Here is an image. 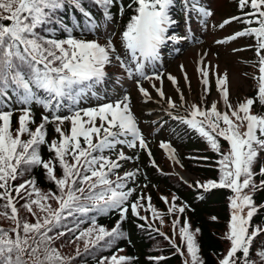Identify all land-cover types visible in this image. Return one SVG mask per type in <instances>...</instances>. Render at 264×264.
<instances>
[{
	"label": "snow or ice",
	"instance_id": "6c2138e0",
	"mask_svg": "<svg viewBox=\"0 0 264 264\" xmlns=\"http://www.w3.org/2000/svg\"><path fill=\"white\" fill-rule=\"evenodd\" d=\"M69 2L88 15L81 0H69ZM96 2L107 6L112 3V0H96ZM133 2L137 5L136 12L138 14L132 18L122 34L126 41V47L132 50L134 59L137 50L145 58H155L159 45L166 38V26L172 23L169 8L173 0H133ZM249 3L254 12L247 15H255L259 27L251 28L245 32H237L229 39L254 33L258 39L257 51H264V0H239L241 8ZM64 4L65 0H0V86H2L0 96L7 98L0 100V189H5L0 192V197L8 200L5 207H10L11 212L16 214L17 208L12 204V196L7 191L8 182L17 179L18 170L22 172L37 165L46 169L62 193L60 196L55 194H52L51 197L40 196L24 205L30 212L32 204L39 205L41 210L48 214L42 222L38 219L36 223H21L16 219V215H13L11 218L17 223V228L12 229L16 233L15 237L10 236L7 230L0 229V264H27V261L23 259L24 254L28 249H31V253H35L41 245H46L52 239L48 236V232L52 231L65 218V213L71 216L73 209L87 211V208L77 203L81 197L97 202V206L102 209L105 207L120 208L130 192H118L111 186L113 182L108 179V173L120 165L102 153L105 149H113L116 144L136 147L137 141L140 147H147L129 107L127 96L115 103H103L88 108L77 107L86 90L103 82L106 76L104 66L112 63L116 49L110 42L101 45L96 40L77 39L64 25L61 27L68 33L66 38L41 35L38 29L42 25L52 23L54 12L64 7ZM206 14L210 13L206 12ZM232 19H239V17H232ZM229 22L226 20L224 23ZM88 30L93 31L94 29L90 25ZM48 31L52 32L55 29L49 28ZM115 58L119 60L118 56ZM139 67L142 68L143 65L141 64ZM259 71L261 75L259 76L258 96L259 102L264 103V56L260 57ZM141 74L143 75V73ZM203 75L205 77L203 83L207 85L208 73L203 72ZM170 79L175 80L173 77ZM217 83L222 86L223 96L227 102L228 90L223 87L227 84V74L225 73L223 78L218 79ZM12 86L15 87L18 102L22 105L30 104L35 100L48 108H55L56 111H59L62 106H65L63 104L65 99L70 101L66 107L71 115L53 114L51 117V121L57 122L55 131L59 134L60 139L52 141L49 144V150L55 153V158L62 166V178L57 179L53 161H44L38 151L40 145L47 143L46 124L51 122L49 116H42V122L32 131L29 128V123H34L30 114L31 109L22 108L23 114L19 117V127L16 129L15 135L13 134V111L11 109L4 110L10 99L7 88ZM39 90L47 92L48 98L41 99L38 95ZM141 92L147 95L143 88H141ZM160 94L163 95V92L161 91ZM256 102L253 98L247 99L246 102L239 104L238 109L232 111L231 116L228 112H219L215 103L212 104L210 110H201L199 106L193 105L191 112L193 119L187 121L193 128H199L202 135L208 137L214 149L218 150L219 147L217 139L213 135L214 130L219 129L218 135L230 142L229 153L223 155V159L219 161L223 166V175L219 182L209 181L207 184L201 185L204 188H231L237 194L231 202L233 212L228 237L231 247L219 264H236L238 252L247 258L253 239L261 231H264V229L256 228L249 233L247 225L252 220L256 208L253 206L251 196L240 195L244 188L251 186L252 190L256 189L257 185L252 183L251 169L253 160L258 155L254 145L264 148V139L257 136V132L260 133V136H264V115L252 114V107ZM228 107L232 106L229 104ZM196 117L205 118L208 130L205 128V120H197ZM97 120L101 122L99 125L96 123ZM65 121L71 123L70 134H65L60 127ZM221 121L226 126L225 128H220ZM244 124L247 125V130L241 133L240 127ZM24 133H28L30 137L28 140L21 139ZM101 133L103 134L101 135ZM129 134L133 139H121ZM81 138L86 146H82ZM94 138H96V142H94ZM161 146L174 152L168 144ZM68 156H71L74 162L69 163L66 159ZM119 158L130 159L125 157L123 152L119 153ZM21 165L24 168H21ZM261 173L264 174V168L261 169ZM134 175L135 173L125 174L129 178ZM242 175L244 179L241 181ZM26 184L32 186L33 191L39 195L38 190L34 187V181H26L18 185L15 191L19 194L22 189H25ZM84 185H87V188ZM99 186L105 187L96 191ZM260 186H264V180L261 181ZM119 187L122 185L117 183L116 188ZM49 198L59 202L57 209H52L50 205L41 203V200ZM99 201H104V203L101 205L98 203ZM245 206L250 208L246 217L241 214ZM136 208L137 204L133 203L131 205L133 212H136ZM127 211V208H121L122 214ZM179 211L183 212L184 208L181 207ZM33 214L35 215V213ZM19 229H22L24 236L19 234ZM118 229L119 224L111 231L99 227L95 239L98 242L104 240L106 236H119L121 233ZM68 231H72V229H68ZM93 231L96 229H89L87 233H81V237L90 236ZM180 231L187 239V250L191 253L193 264H200L197 256L198 248L194 245L192 235L187 228H181ZM64 234L59 233V235ZM30 239L35 243V247L29 244ZM45 252L47 254L44 260L39 261L38 264H64L65 258L56 249L45 247ZM77 254L79 255V253ZM259 255L264 258V251H261ZM110 259L111 264H123L130 258L113 255ZM101 264H104L103 260ZM245 264H249L247 259H245Z\"/></svg>",
	"mask_w": 264,
	"mask_h": 264
},
{
	"label": "trees",
	"instance_id": "16d2710c",
	"mask_svg": "<svg viewBox=\"0 0 264 264\" xmlns=\"http://www.w3.org/2000/svg\"><path fill=\"white\" fill-rule=\"evenodd\" d=\"M81 4L88 15L82 13L69 0H65L64 7L54 12L53 22L42 25L38 31L44 36L66 38L68 33L61 27L64 25L71 30V34L77 39L100 40L101 38L98 36L101 35L90 33L88 30L91 25L93 31H103L111 38L112 35L118 38L127 29L132 18L138 14L136 12L137 5L133 0H112V3L107 6L95 3L93 0H81ZM229 5L227 8L229 12L253 10L250 3L241 8L239 0H230ZM181 8V0H173L169 8L171 20L175 18V13L180 14ZM103 11L109 13V18L103 17ZM244 21L245 25H257L259 27L255 15L244 18ZM107 26H111V29L107 30ZM49 28L55 29V31L49 32ZM243 38L252 46L251 57L258 58L257 61H260L259 58L264 55V51H257L258 39L255 34L244 35ZM110 39L107 44L110 42L116 49L117 43L111 42ZM257 63L255 62L250 67V82L248 81L250 88L243 92V84L238 85L236 95L245 93V95L241 96L240 94L238 97L255 99L257 102L253 105L252 110L264 115V103L259 102L258 96L260 80L255 76V72L258 70L255 67ZM245 71H248V68ZM0 90H2V86H0ZM7 94L10 99L7 101L4 110L11 109L13 111L12 131L14 135L19 127V117L23 114L22 108L31 109L30 114L34 123H29V128L32 131L42 122V116H49L51 121L53 114L70 115V112L64 113L66 104L59 111H56L55 108H48L35 100L30 104L22 105L18 102L14 86L7 88ZM38 95L41 99L48 98V93L43 90H39ZM4 99L7 98L0 96V100ZM233 119L235 120V117ZM237 123L239 122L237 121ZM56 125L57 122L55 121L46 124L47 143L40 145L38 151L44 161H53L55 175L59 179L63 176L62 166L55 158V153L49 150V144L60 139L59 134L55 131ZM60 127L65 134H70V121H65ZM225 127L223 124V128ZM246 130V124L240 127L241 133ZM189 135L197 137L196 139L190 138V141L195 142H190L188 145L184 143L181 147L182 151L177 152L183 167L198 178L194 183L197 181L219 182L223 175V166L219 161L223 159V155L229 153L230 144L224 137L215 136L219 137L217 138L219 146L217 150L211 145H207L205 141L197 143L200 142L197 135L190 132ZM260 137L264 139V136ZM29 138L28 133H24L21 137L22 140ZM81 144L86 146L82 138ZM157 147L159 149H153L156 160L158 162L168 160L160 151V147ZM254 147L257 148L258 155L251 165L252 183L257 187L255 190H252L251 186L244 188L240 194L241 196L244 194L251 196L253 206L256 208L252 220L248 224L249 233L256 228L264 229V186H260L261 181L264 180V174L261 173V169L264 168V148H259L257 145ZM118 148L119 145L113 149H105L102 154L119 163L120 167L112 169L108 173V179L113 182L111 186L118 192H130L127 200L120 208L105 207L102 209L97 206V202L81 197L77 203L87 208V211L73 209L71 216L65 213V218L52 231L48 232V236L52 239L46 245H41L35 253H31V249H28L24 254L23 259L27 261V264H38L39 261H43L47 254L45 247L56 249L65 258L64 264H101L102 260L104 264H111L110 258L113 255L130 258L123 264H193L191 253L187 250V239L182 235L181 228H187L192 235L194 245L198 248L197 256L200 264H219L231 247V241L228 237L233 212L231 202L237 195L234 190L217 187L203 192L201 188L187 184L180 177L173 178L172 174L160 171L156 165L152 164L143 148L138 147L140 151H138L137 156L129 153L127 157L130 159H120L117 152ZM66 159L69 163L74 162L71 156L66 157ZM163 167L164 170H169L165 165ZM21 168L24 166L21 165ZM126 173H135V175L129 178L125 176ZM88 174L90 175V173ZM243 179L244 176L242 175L241 181ZM26 181H34V187L38 190L39 195L28 184L19 194L15 191L18 185ZM117 183L121 184L122 187L116 188ZM84 186L87 188V185ZM103 187L105 186H99L96 191ZM3 191L5 189H0V192ZM7 191L12 196V204L17 208V213L13 214L10 207L6 208L5 205L8 204V200L0 197V229L7 230L13 238L16 233L12 229L17 228L16 221L11 218L13 215H16V219L21 223H36L38 219L42 222L48 215L41 210L39 205L32 204V211L30 212L24 207L25 204L31 203L40 196L51 197L52 194L56 196L62 194L60 187L46 169L39 165L31 166L22 172L18 170L17 179L9 180ZM41 203L50 205L52 209L59 207V202L52 198L41 200ZM98 203L102 205L104 201ZM133 203L137 204L136 212L131 209ZM181 207L184 208L183 212L179 211ZM121 208H127L128 211L122 214ZM249 210V206H245L242 215L246 217ZM117 224H119L118 231L121 235L106 236L104 240L96 241L99 227L111 231L117 227ZM68 229H72V231H68ZM89 229H96V231H93L90 236L81 237V233H87ZM18 231L21 236H24L22 229ZM59 233L65 234L59 235ZM29 244L35 247V243L31 239ZM261 251H264V231H261L253 239L247 258L243 257L240 252L237 253L236 264H245V259L249 261V264H264V258L259 255Z\"/></svg>",
	"mask_w": 264,
	"mask_h": 264
},
{
	"label": "rangeland",
	"instance_id": "374dc122",
	"mask_svg": "<svg viewBox=\"0 0 264 264\" xmlns=\"http://www.w3.org/2000/svg\"><path fill=\"white\" fill-rule=\"evenodd\" d=\"M223 2H225V0H223ZM223 5H224V3L220 7V12H221L220 18L223 17V15H224L223 14L224 11L222 9ZM219 52H220V57H221V60L219 61L220 63L218 64L219 70L221 71L222 69L227 68L230 71L231 88H232L233 94H236V87L238 85H241V84H243V86H244L243 87L244 90H242L243 92L245 90H248L247 83H248L249 77L243 73V65L244 64H242V61L237 60L236 52H231L229 49H224V48H220ZM188 64H189V68L191 70L192 67L194 66V63H191L190 60L188 59ZM237 105L239 106V104H237Z\"/></svg>",
	"mask_w": 264,
	"mask_h": 264
}]
</instances>
